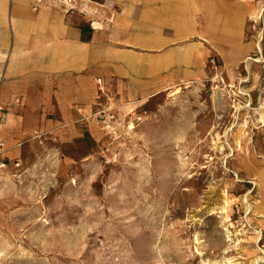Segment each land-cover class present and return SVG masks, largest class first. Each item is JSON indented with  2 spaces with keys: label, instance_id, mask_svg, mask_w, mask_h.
Segmentation results:
<instances>
[{
  "label": "rangeland",
  "instance_id": "374dc122",
  "mask_svg": "<svg viewBox=\"0 0 264 264\" xmlns=\"http://www.w3.org/2000/svg\"><path fill=\"white\" fill-rule=\"evenodd\" d=\"M177 1L32 0L123 37L105 53L149 88L105 75L84 115L44 105L0 139V264H264V0H201L217 29L197 11L181 39Z\"/></svg>",
  "mask_w": 264,
  "mask_h": 264
},
{
  "label": "crops",
  "instance_id": "0c3cea01",
  "mask_svg": "<svg viewBox=\"0 0 264 264\" xmlns=\"http://www.w3.org/2000/svg\"><path fill=\"white\" fill-rule=\"evenodd\" d=\"M173 10L177 39L194 32L197 11H202L210 22L207 33L212 38L211 31L217 29L218 20L212 4L178 0ZM222 29V40L235 48L228 27ZM85 30L55 8L33 9L32 0H0V102L9 109L5 123L0 125V139H5L6 152L16 142V125L21 130L20 122L28 118L42 120L47 111L44 105H58L62 114L84 115L96 96L95 82L100 77L113 76L117 82L129 83L133 89L130 95L142 94L149 88L148 80L139 78L142 81L139 83L133 77L136 68L133 58H138L135 51L115 46L110 54L105 53L106 41H121L123 37L107 38L105 28L94 21ZM130 39L138 40L135 36ZM160 40L155 37L153 46H160ZM124 55L130 59L124 60ZM164 61L161 59L159 63ZM130 78L137 82H130ZM17 103L20 107L14 108ZM61 119L66 118L61 116Z\"/></svg>",
  "mask_w": 264,
  "mask_h": 264
},
{
  "label": "built area",
  "instance_id": "2783aa9c",
  "mask_svg": "<svg viewBox=\"0 0 264 264\" xmlns=\"http://www.w3.org/2000/svg\"><path fill=\"white\" fill-rule=\"evenodd\" d=\"M67 3H71V0H68ZM2 115H3V108L0 106V119L2 118ZM1 146H2V144L0 142V151H1ZM2 165H4V164H2Z\"/></svg>",
  "mask_w": 264,
  "mask_h": 264
}]
</instances>
